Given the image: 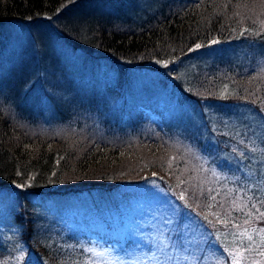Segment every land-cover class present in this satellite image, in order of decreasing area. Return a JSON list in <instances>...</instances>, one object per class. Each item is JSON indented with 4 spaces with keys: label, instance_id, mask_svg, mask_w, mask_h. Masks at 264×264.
Wrapping results in <instances>:
<instances>
[{
    "label": "rangeland",
    "instance_id": "rangeland-1",
    "mask_svg": "<svg viewBox=\"0 0 264 264\" xmlns=\"http://www.w3.org/2000/svg\"><path fill=\"white\" fill-rule=\"evenodd\" d=\"M173 3L178 7L186 0H95L80 7L83 11L68 2L62 7L63 14L58 11L48 17L43 26L33 23L27 28L17 21L1 26L0 101L10 115L31 122L41 133L65 132L62 126L68 124L104 140L106 135L121 139L150 131L153 136L161 134L168 145V165H176V174L185 178L184 186L193 184L192 192L199 194L214 225L215 213L221 218L223 210L224 189H220L255 191L252 197L249 193L244 197L246 207L237 219L243 226L250 225L253 216L259 218L257 209L264 211L262 118L245 107L231 116L226 104L204 102L198 106L183 97L172 82L194 90L199 78L215 82L235 67L250 71L264 67L260 48L253 49L251 43L223 46L214 42L206 49L194 47L179 59L155 61V70L127 66L118 70L103 59L94 65L62 48L53 29L57 22H72L77 11L90 13L88 16L128 11L139 21L161 4L167 10ZM80 23L85 26L82 20ZM169 188L147 178L122 185L105 198L95 193L42 203L36 198L39 205L34 214L39 228L36 226L35 237L47 247L45 253L52 256V264H216L217 258L222 264H232L223 249L232 246L233 236L229 232L213 235ZM226 198L232 200L228 207H233L236 196L232 193ZM10 210L0 206V245L10 243L14 249L13 258L4 259L3 264H34L36 258L24 256L23 246L14 244ZM230 215L235 218L236 214L231 211ZM161 239H168L170 246L159 248ZM244 251L241 249V264L260 263L255 254L249 257ZM196 255L199 259L194 262Z\"/></svg>",
    "mask_w": 264,
    "mask_h": 264
},
{
    "label": "trees",
    "instance_id": "trees-1",
    "mask_svg": "<svg viewBox=\"0 0 264 264\" xmlns=\"http://www.w3.org/2000/svg\"><path fill=\"white\" fill-rule=\"evenodd\" d=\"M92 1L95 0H0V27L12 21L23 23L27 28L33 23L43 26L48 17H54L58 11L63 14L64 4L78 5L76 9L83 11L80 7ZM177 4L173 3L167 10L161 4L139 21L129 16L128 11L88 16L90 13L76 10L78 17L72 22H57L53 29L62 48L80 54L83 61L94 65L103 59L118 70L121 66L155 70L156 65H152L155 61L182 58L196 45L206 49L214 41L223 46L251 43L264 56V0H186L178 7ZM45 32L48 36L50 31ZM254 69L235 67L215 82L199 78L194 90H186L175 81L172 85L197 105L210 102L222 107L226 104L225 109L231 116L239 107H245L264 123V67ZM2 104L0 101V206L11 209L14 244L23 246L24 256L32 254L36 258L34 264H52V256L45 253L47 247L40 237H35L39 227L34 208L39 204L34 199L39 198L42 203L94 193L105 198L122 185H134L147 178L161 182L164 188L168 184L173 197L198 215L213 235L229 232L233 236L235 231L247 229L254 241L249 243L245 238L249 250L242 251L250 254L249 257L255 254L259 264H264V254H261L264 246L258 231L264 229V221L253 216L250 225H241V220H237L241 219L240 211L229 208L232 200L226 198L233 193L234 201L243 205L246 194L253 196L252 188L251 191L244 188L242 192L227 186L220 189H224L220 220L229 222L214 225L204 219L205 203L199 201V194L192 192L193 184L184 186L185 178L176 174V165H168V145L161 134L153 136L150 131L144 136L123 135L121 139L106 135L104 140L91 131L77 128L78 125L68 124L62 126L65 132L46 134L31 122L10 115ZM232 107L235 110L231 111ZM18 184L22 187H17ZM181 193L184 200L179 199ZM231 211L235 212V218L230 215ZM13 251L10 243H2L0 264L4 259L13 258ZM49 254L52 255L50 251Z\"/></svg>",
    "mask_w": 264,
    "mask_h": 264
},
{
    "label": "snow or ice",
    "instance_id": "snow-or-ice-1",
    "mask_svg": "<svg viewBox=\"0 0 264 264\" xmlns=\"http://www.w3.org/2000/svg\"><path fill=\"white\" fill-rule=\"evenodd\" d=\"M262 23H264V21H262ZM215 42V41H214ZM197 48L200 47V45H196ZM159 63V61H158ZM17 187H22V185H17ZM179 199L184 200L185 196L183 193L180 194ZM210 199H215V197H210ZM262 204H264V202H261ZM208 207H211V205H208ZM246 207V205H241L238 204L236 201H233V210H237V211H243V209ZM253 208H256V205L253 204L252 205ZM252 213L248 212L247 213V217H251ZM257 215L260 219H264V211H260L259 209H257ZM215 216L217 217L216 219V223H225L227 224L229 221L227 219L221 221L220 220V214L219 213H215ZM204 219H208V214H205ZM172 221L169 220L167 221V223H171ZM209 223H211V221H209ZM245 224L248 223V219L246 218L244 221ZM235 227H240L239 225H236ZM256 231V230H253ZM262 235L260 236V241H261V245L264 246V229H259L258 230ZM233 235V243L232 246H224V253L227 254V256L231 259L232 264H241L240 261V257H241V249H245V250H249L248 246L245 244V238L247 239V241L249 243H252L254 241V237L252 235H250L248 233L247 229H243L242 231H238L232 234ZM169 240L168 239H161L160 243L158 245L159 248L163 249V248H167L169 247ZM200 253L204 252L203 248H200L198 250ZM264 254V253H261ZM19 259V258H18ZM199 259V255H196L193 257V261L195 262V260ZM216 264H222V262L219 260V258H217L216 260Z\"/></svg>",
    "mask_w": 264,
    "mask_h": 264
}]
</instances>
